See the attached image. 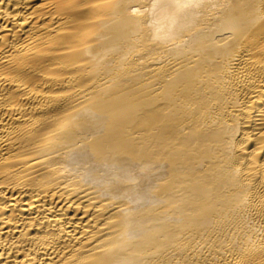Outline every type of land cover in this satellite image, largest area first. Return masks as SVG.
Instances as JSON below:
<instances>
[{
  "label": "bare ground",
  "instance_id": "bare-ground-1",
  "mask_svg": "<svg viewBox=\"0 0 264 264\" xmlns=\"http://www.w3.org/2000/svg\"><path fill=\"white\" fill-rule=\"evenodd\" d=\"M0 264H264V0H0Z\"/></svg>",
  "mask_w": 264,
  "mask_h": 264
}]
</instances>
